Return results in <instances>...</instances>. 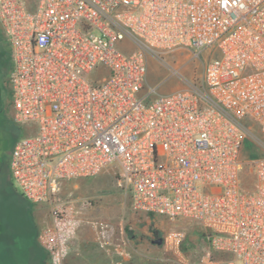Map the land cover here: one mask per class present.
<instances>
[{
	"label": "built area",
	"instance_id": "built-area-1",
	"mask_svg": "<svg viewBox=\"0 0 264 264\" xmlns=\"http://www.w3.org/2000/svg\"><path fill=\"white\" fill-rule=\"evenodd\" d=\"M0 27L27 127L8 169L48 210L38 239L51 264L90 204L64 184L111 169L135 210L193 222L229 256L207 264H264V0H0ZM204 51L201 85L169 66L184 90L145 88L148 57Z\"/></svg>",
	"mask_w": 264,
	"mask_h": 264
},
{
	"label": "rangeland",
	"instance_id": "rangeland-1",
	"mask_svg": "<svg viewBox=\"0 0 264 264\" xmlns=\"http://www.w3.org/2000/svg\"><path fill=\"white\" fill-rule=\"evenodd\" d=\"M10 55L0 27V264H51L38 239L41 230L51 224L48 210L21 197L8 169L15 141L27 136V127L13 119ZM208 58L206 51L198 58L174 52L164 57L166 65L148 57L145 88H155L157 95L184 90L186 85L170 73V67L178 69L188 82L201 85ZM250 127L261 133L256 125ZM253 145L244 144L241 161L256 155ZM242 171L248 174L247 167ZM116 180L111 169L64 184V195L89 199L90 204L65 242L61 264H207L211 259L229 258L210 249L199 225L135 210Z\"/></svg>",
	"mask_w": 264,
	"mask_h": 264
},
{
	"label": "trees",
	"instance_id": "trees-1",
	"mask_svg": "<svg viewBox=\"0 0 264 264\" xmlns=\"http://www.w3.org/2000/svg\"><path fill=\"white\" fill-rule=\"evenodd\" d=\"M241 177L243 179V184H244L245 188L251 189L253 186L252 176L249 173L244 174V172L242 171ZM203 237H204V234H203Z\"/></svg>",
	"mask_w": 264,
	"mask_h": 264
},
{
	"label": "water",
	"instance_id": "water-1",
	"mask_svg": "<svg viewBox=\"0 0 264 264\" xmlns=\"http://www.w3.org/2000/svg\"><path fill=\"white\" fill-rule=\"evenodd\" d=\"M156 243H157V244H159V243H160V241H157Z\"/></svg>",
	"mask_w": 264,
	"mask_h": 264
},
{
	"label": "crops",
	"instance_id": "crops-1",
	"mask_svg": "<svg viewBox=\"0 0 264 264\" xmlns=\"http://www.w3.org/2000/svg\"><path fill=\"white\" fill-rule=\"evenodd\" d=\"M34 205V204H33Z\"/></svg>",
	"mask_w": 264,
	"mask_h": 264
}]
</instances>
